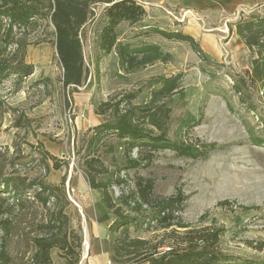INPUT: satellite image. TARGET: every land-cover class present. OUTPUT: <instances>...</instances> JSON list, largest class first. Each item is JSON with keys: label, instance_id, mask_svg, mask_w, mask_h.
<instances>
[{"label": "rangeland", "instance_id": "374dc122", "mask_svg": "<svg viewBox=\"0 0 264 264\" xmlns=\"http://www.w3.org/2000/svg\"><path fill=\"white\" fill-rule=\"evenodd\" d=\"M116 2H126L125 7L134 6L140 14L136 23L116 26L117 41L159 44L172 60L127 74L119 68L114 50L103 55L99 37L109 19L107 4L93 6V16L82 29L86 78L76 91L62 87L53 43L29 45L24 61L33 65V73L19 84L15 77L0 84V173L20 179L21 188L43 181L58 186L65 178L69 228L82 237L78 264H87L86 236L94 253L106 252L105 245L112 241L108 229L106 242L94 239L93 221L104 214L106 227L113 222L101 192L91 188L95 177L82 162L91 154L86 146L93 128L113 121L111 111L97 116L95 110L100 102H110L111 107L121 100L128 103L129 96H134L129 105L143 106L164 78L181 74L182 90L163 100L169 109L165 129L169 141L184 145L192 155L134 149L130 158L140 166L130 169L124 141L107 135L91 156L99 162L96 180H110L115 197L134 190L140 179L143 184L149 180L153 198L178 197L180 203L174 225L165 233L221 230L215 249L228 264H264V98L249 83L255 55L235 34L237 22L264 17V0ZM156 28L190 35L207 59H200L187 42L155 35ZM36 38L30 36V43ZM236 85L242 88L240 96ZM45 150L59 163L57 171ZM19 193L23 207H9L8 213L0 214V222L8 224V264H33V239L43 237L48 218L59 206L54 201L42 206L32 189ZM224 201L228 204L219 206ZM177 222L187 228H178ZM163 232L141 236L155 244L162 241ZM3 236L1 230L0 240ZM50 252L53 264H63L59 251ZM104 261H109V254Z\"/></svg>", "mask_w": 264, "mask_h": 264}, {"label": "trees", "instance_id": "16d2710c", "mask_svg": "<svg viewBox=\"0 0 264 264\" xmlns=\"http://www.w3.org/2000/svg\"><path fill=\"white\" fill-rule=\"evenodd\" d=\"M110 5L106 10L108 22L102 28L99 46L103 55L113 50L118 58L119 68L124 73L138 71L157 61L169 62L172 56L163 52L159 44H142L133 46L117 41L116 26L120 22L136 23L140 19L138 9L126 6V2L116 0H0V84L15 77L16 84L29 77L34 67L25 60L26 49L33 44L53 43L55 53L62 68V87L76 91L86 78L83 59L81 34L83 27L91 20L93 6ZM154 34L171 41L188 43L192 51L200 59L207 55L188 34L178 31L153 29ZM235 34L250 53L255 55L251 61L249 83L257 87L264 98V17L249 21L237 22ZM36 35L34 43L29 37ZM8 57H10L8 59ZM182 75L176 74L164 78L159 87L150 92L149 102L143 106H131L129 101L134 96L126 97L111 107L110 102H100L95 115L100 116L111 111V122H103L93 128V135L87 144L88 153L82 160L84 168L95 179L91 188L101 192V202L112 217L108 228L112 241L109 242V261L111 264H228L215 249L223 233L214 229L204 233L197 230H186L184 233H165L174 224V213L179 209L176 198H153L152 183L143 184L140 179L134 190L121 193L117 197L110 191L112 182L97 181L96 164L98 159L92 158L99 151V145L107 135L116 136L124 141L128 168H137L140 162L130 158L134 149H147L149 152L170 150L179 156L192 155L184 145L173 143L167 139L165 122L169 109L164 108L163 100L171 98L182 90ZM236 93L241 95V86L236 85ZM122 107V105H124ZM157 131V132H156ZM43 154L51 161L52 169L60 168L57 160L46 150ZM48 167V164H47ZM18 178L4 176L0 173V214L8 213L9 207H23L21 190L32 189L36 200L46 206L50 201L58 204L57 213L48 218L43 237L33 239V264H53L51 250L59 251L63 264H78L81 258L82 237L69 228L65 209L68 205L64 192L65 178L58 186L46 182H31L21 188ZM63 201L59 205L60 201ZM11 201V203H10ZM228 202H221L225 206ZM180 229L187 226L181 222L175 224ZM7 221L0 222V231L4 236L0 242V264H8ZM162 241L153 244L151 238L142 234L163 231ZM134 232L137 235L131 234ZM171 234L175 235L172 236Z\"/></svg>", "mask_w": 264, "mask_h": 264}, {"label": "crops", "instance_id": "0c3cea01", "mask_svg": "<svg viewBox=\"0 0 264 264\" xmlns=\"http://www.w3.org/2000/svg\"><path fill=\"white\" fill-rule=\"evenodd\" d=\"M105 218H106V215L103 214L102 217H97L95 221L92 220L93 226L97 228V229L95 228V230L93 229L92 233H93L94 239L99 240V241L105 240L106 242L107 240L106 232H107L109 225H107V227L105 226V223H104ZM88 240H89V237H88ZM84 243L87 244V249L84 251L85 262L87 264H102V263L104 264L105 262L104 260L108 259V254H109L108 245H105L106 252L102 250L103 252L101 253H98V252L94 253L93 250H91L92 247L88 245L87 243V236H86Z\"/></svg>", "mask_w": 264, "mask_h": 264}, {"label": "bare ground", "instance_id": "6f19581e", "mask_svg": "<svg viewBox=\"0 0 264 264\" xmlns=\"http://www.w3.org/2000/svg\"><path fill=\"white\" fill-rule=\"evenodd\" d=\"M87 249V244L84 243V251ZM85 255V253H84Z\"/></svg>", "mask_w": 264, "mask_h": 264}, {"label": "built area", "instance_id": "2783aa9c", "mask_svg": "<svg viewBox=\"0 0 264 264\" xmlns=\"http://www.w3.org/2000/svg\"><path fill=\"white\" fill-rule=\"evenodd\" d=\"M106 264H111L110 261L106 262Z\"/></svg>", "mask_w": 264, "mask_h": 264}]
</instances>
